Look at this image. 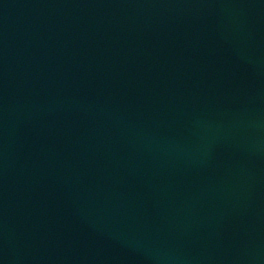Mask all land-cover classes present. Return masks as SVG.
<instances>
[{"label": "water", "instance_id": "95a60500", "mask_svg": "<svg viewBox=\"0 0 264 264\" xmlns=\"http://www.w3.org/2000/svg\"><path fill=\"white\" fill-rule=\"evenodd\" d=\"M0 264H264V0H0Z\"/></svg>", "mask_w": 264, "mask_h": 264}]
</instances>
